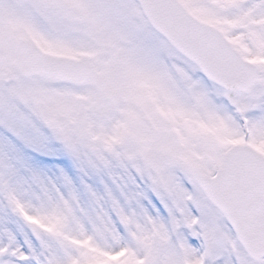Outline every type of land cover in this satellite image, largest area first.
Here are the masks:
<instances>
[{
  "label": "snow or ice",
  "instance_id": "6c2138e0",
  "mask_svg": "<svg viewBox=\"0 0 264 264\" xmlns=\"http://www.w3.org/2000/svg\"><path fill=\"white\" fill-rule=\"evenodd\" d=\"M0 264H264V0H0Z\"/></svg>",
  "mask_w": 264,
  "mask_h": 264
}]
</instances>
